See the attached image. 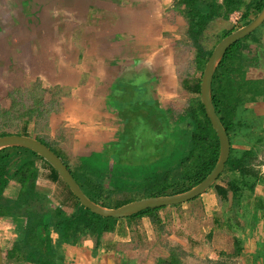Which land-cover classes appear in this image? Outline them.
<instances>
[{
  "label": "trees",
  "instance_id": "trees-1",
  "mask_svg": "<svg viewBox=\"0 0 264 264\" xmlns=\"http://www.w3.org/2000/svg\"><path fill=\"white\" fill-rule=\"evenodd\" d=\"M263 9L264 0H252L251 2L247 0H174V11L183 16L187 23L181 46L185 52L191 48L195 49L196 72L201 77L196 79L194 86L190 87L195 93V97L185 114L190 115L191 119L188 120L185 116L178 115L179 121L173 122L172 125H175L173 128L171 119V122L167 120L166 127L168 129L166 132L168 134L163 140H167V145L169 142L171 144L174 142V151H168L167 145L159 151L157 144L145 138L149 129L157 126L158 119L161 120L165 117L163 110H154L152 114H149L154 117L147 115L148 119L146 120L145 117H142V120L133 119L137 126L126 129V135L133 136L139 146H154L156 148L157 154L152 156L167 157L160 161L162 167L166 166L160 175H158V171H149L150 176L145 173L147 181L155 180L154 183L149 181L151 185L148 187H154L157 190L154 193H148L147 198L185 193L201 184L215 169L220 158V141L201 101L202 77L214 51V48H206L205 34L211 23L218 19L229 21L233 13L243 11V19L249 21L252 14L258 16ZM235 27L237 26L224 31L219 36L218 43L238 30ZM242 42L234 44L226 52L214 75L212 85L215 110L227 133L232 137H237L238 110L245 102V97L240 95V88L250 85L248 82L240 84L237 77H234V73H241L243 70L241 65H239L240 71L234 69L235 63H238L240 58L238 53ZM243 79H245V74ZM39 87L40 85H36L35 89L37 90ZM9 96L11 105L7 108H0V138L20 135L38 139L63 160L83 192L97 204L118 208L133 201L126 196L123 199H113V194L105 189L102 174L99 176L100 179H96L90 175V172L87 174L82 171L79 162H76L77 169H74L72 160L65 158V153L58 147L59 143L50 136L49 118L57 107V102L46 105L44 95H40L38 91H33L29 95L15 92ZM133 113L137 114V109ZM34 122L35 130L31 127ZM36 129H38V136L35 134ZM157 143L159 144V142ZM256 159V151L232 150L225 171L219 180L226 173H232L233 177L224 184L217 182L212 187L215 188L221 201L230 203L232 209L240 208L244 199H250L257 184L264 180L260 170L255 168ZM262 163L263 161L260 162V164ZM118 164L121 167L120 172H123L129 181L127 172L130 167H127L124 161H119ZM238 178L242 179L240 183ZM114 179L112 178V180ZM117 180L121 182L119 179ZM12 184H15L18 190L9 195L7 190ZM44 185L48 190L44 188ZM199 199L200 197L189 203ZM183 205L174 207L179 208ZM164 209L167 207L149 209L128 219L138 228L142 226L143 218H149L152 225L158 228L157 231L162 233L165 228L160 212ZM192 216L197 220L198 225L205 224L202 222L203 215L200 213L192 212ZM0 218L11 219L17 226L18 236L8 255V258L16 264H61L64 262L63 248L65 246L78 245L87 239L92 240L95 248L99 249L106 237L116 232L117 226L121 222L119 219L102 217L82 206L79 199L46 159L32 150L22 147H11L0 151ZM215 226V231H217L220 225L215 224ZM229 228L232 229V225ZM194 230L196 234L200 233L195 226ZM55 235H58L57 238L54 237ZM184 237L193 248L201 247L205 243V241L195 240L189 235H184ZM212 238L211 235L207 241ZM236 239L235 252L231 255L222 253L221 257L214 262L215 264H239L237 259L244 252L246 238L236 237ZM165 248L169 253L168 258L158 257L155 264H184L193 256L180 244L168 242Z\"/></svg>",
  "mask_w": 264,
  "mask_h": 264
},
{
  "label": "crops",
  "instance_id": "crops-1",
  "mask_svg": "<svg viewBox=\"0 0 264 264\" xmlns=\"http://www.w3.org/2000/svg\"><path fill=\"white\" fill-rule=\"evenodd\" d=\"M247 1L251 2L252 0ZM128 2L130 8L137 7L142 11V14L138 16V20L143 29L134 24L133 21L128 20V15L124 11V17L126 18H123L124 21L121 19L122 24L120 25L126 24L130 34L129 38L135 42L134 50L131 49V44H124L123 52L101 46L99 42H103V39L99 35L83 30L80 31L77 37L78 41L72 42L70 40L71 43H66L67 48L70 50L65 56L60 55L55 59L49 65L52 66L51 68L44 66L38 76H32L31 80L26 79L27 82L30 81L29 85L32 83L30 86L33 87L32 92L38 91L40 95L48 97L47 88L50 86V89L54 91L53 96H57V107L49 118L50 136L59 143L58 147L65 153V158L67 157L75 162L74 169H77L76 162H79V160L88 161V155L92 154L94 146L95 151L102 152L106 145L108 146L117 141V138L115 139L117 132L118 135L121 134L120 138L125 136L131 120L129 118V121L126 120L123 125L116 112L120 107H125L126 104L123 99L127 95V91L126 93L120 92L123 91L119 90L121 86L115 83H119L127 75L126 73L123 76L121 74L126 71L125 66L130 63V60L140 59L141 64L158 74L159 82L155 91L159 99L156 103L162 108H171L176 113L175 103L183 92L180 88L181 76L179 73H182L181 67L184 63H181L180 59H183L184 55L189 52L194 53L196 58L195 49L191 48L188 52H185L181 46L187 23L183 16L174 11V0H128ZM69 5L70 2L62 5L59 9L61 13H65L61 20L65 23L79 24L78 16L68 15ZM235 13L243 15V11ZM256 17L255 14H252L249 21L242 22L241 20L235 28H243ZM231 18L229 21L218 19L224 21L221 24L223 27L220 29L219 34L235 26L231 22ZM227 22L232 24L231 27L227 28V25H224ZM263 27L255 31V35L258 37V48L255 56L259 58L260 65L246 69L248 79L255 81H264ZM261 28H263L262 31ZM117 29L120 30V27L115 28V30ZM123 33L128 37L124 31ZM146 38H149L151 45H148L149 41ZM40 40L42 49L52 51L53 48L45 41L44 37ZM150 46L154 47L157 53L150 52L148 49ZM54 49L57 50L58 46H54ZM40 54L43 55L42 59L48 60L47 63L54 56L52 52L50 54H46V52ZM117 55L121 57L118 56L117 58ZM129 57L130 59H128ZM195 58L194 64L196 62ZM36 71L34 69L29 73L35 74ZM196 79V74L193 78H184L181 86L192 92L190 87ZM36 83H40L37 90L34 86ZM110 90L115 91V94H113V91L110 93ZM125 90H128L127 87ZM32 92L25 93L29 95ZM132 93L135 94V92ZM117 97L120 100H115ZM1 108L7 107L2 106ZM256 114L258 116L264 115V103L259 105L257 103ZM242 131L251 138L245 127ZM35 134L36 136L39 135L38 129H36ZM75 156H78L79 160ZM90 168L95 171L94 167L90 166ZM262 184L261 181L257 184L253 196L245 204V201H243L240 208L232 209L230 203L223 204L215 188L212 187L200 196L197 203L193 205L188 202L179 208L167 207V209L160 212L165 228L162 233L158 232L156 227H153L149 218H143L142 226L138 228L129 219H122L116 232L109 234L99 249H96L94 242L89 239L78 245L65 246L63 248L64 262H61V264H155L154 259L156 257L168 258L169 254L161 251V247H165L168 242L182 245L187 252L193 255L191 258H203L207 264H215L214 262L219 259L218 252L230 251L231 245L228 242L232 237L246 238L244 252L237 259L239 264H264V186H261ZM217 200H219L218 203ZM220 201L223 204L222 207H219ZM200 205L203 208L204 216L202 222L204 223V220L207 222V225H203V228L195 222L196 220L192 216V212L199 210ZM244 207L245 210H243ZM184 211H188L187 226H184L185 228L181 226L180 231H171L169 229L170 225L167 224L168 218L175 219ZM215 224L220 225L217 231H215ZM208 225L209 228H207ZM231 225L232 229L229 228ZM194 226L199 230V234H196ZM142 227L144 231L141 232ZM186 229L187 231H185ZM171 232L176 233L171 234ZM153 235L156 238L154 244L152 241ZM184 235L205 242L212 235V243L209 245L211 249L209 248L204 253L197 251ZM57 236L54 237L57 238ZM148 239L152 241V245L147 243ZM145 244L150 246L145 247ZM153 249L155 250L153 251Z\"/></svg>",
  "mask_w": 264,
  "mask_h": 264
},
{
  "label": "water",
  "instance_id": "water-1",
  "mask_svg": "<svg viewBox=\"0 0 264 264\" xmlns=\"http://www.w3.org/2000/svg\"><path fill=\"white\" fill-rule=\"evenodd\" d=\"M28 2V8L26 10H24V8L21 6L20 0H16L11 4L6 5L8 10H10L11 7V11H16L18 14V16L14 19L11 14H0V89L2 88V79L4 78L3 76L6 74L4 72L6 70L8 71V64L13 63L9 61H15L18 53L24 54L27 59L31 58L32 61H35V63L38 62L40 67L44 68V66H46L51 68L52 66L50 67L49 65H51L55 59H57L60 55L65 56L66 53L69 52L70 49L67 48L66 43H71L70 40L72 42L78 41L77 37L80 31L87 30L93 34L99 35V37L103 39V42H99L101 46L116 50L118 49L123 52L122 48L124 44H131V49H135V42L129 38L130 34L126 24L122 26L120 25L122 24L121 19L124 21L125 19L123 18H126L124 17L125 14L128 15V20L133 21L134 24H136L139 28L143 29V26L140 25L138 20V16L142 14L141 9L137 7H134L133 9L130 8V3L128 0H29ZM69 2V10L71 11L70 15L73 17L78 16L77 18L79 19L77 20L79 24L73 22L65 23L57 15L61 6L68 4ZM2 11L0 13H2ZM263 23L264 9L249 24L236 30L231 35L220 41L206 65L201 83V101L205 106L207 116L210 119L211 124L219 138L221 149L220 158L213 172L201 184L185 193L173 196L144 198L118 208L104 207L93 202L83 192L74 175L63 162V160L38 139L20 135L1 137L0 151L11 147H22L36 152L54 167L61 178L69 186L73 194L79 199L82 206L105 218H114L119 220L128 219L136 214H139L140 212L149 209L174 207L191 202L205 194L213 185H215V183L225 171L226 164L231 155L230 137L215 110L212 99V85L214 75L229 48L257 30ZM118 26L120 27V30H115V28ZM123 31L128 35V37H126ZM42 37H44L45 41L50 44L53 49L54 46H58V49H52V51L42 49L40 47V39ZM146 39L149 41L148 45H151L149 38ZM148 49L154 54L157 53V50L154 47L150 46ZM42 52H46V54H50L52 52L54 54L49 63H47V59H42L43 55L40 54ZM120 55H117V58ZM128 59H130V57ZM141 62L142 61L140 59L130 60V63L125 66L126 71L121 74L122 76L125 73L127 74L125 76L126 80L123 79L125 82L121 79L119 83L115 84L121 86L119 87V90L123 91L120 92L126 93L125 88L130 86L129 74L141 68L145 69L144 72L146 73L147 71H151V75L154 74V76H150L147 81L149 84L148 90L150 96H152V94L154 95L156 103L159 97H157L155 89L153 90V86H155L156 83L158 84L159 76L156 72L154 73L148 67L141 64ZM251 79L253 78L251 77ZM122 82H124L123 85ZM112 91L113 90H110V93H112ZM1 93L2 91L0 90V94ZM113 94H115V91H113ZM9 95L10 94H7L6 97H9ZM0 98L3 100L4 95L2 96L1 94ZM130 116L131 122L128 126L129 128H132L135 126L134 123L136 122L133 121V119H135L134 116ZM105 147L109 148L110 145H106ZM96 152L98 151H95L94 146V150L87 161L94 168L95 164L98 165L95 163V160H93V155ZM112 160L108 163L104 162L106 163L105 168H109L111 166V170H114L115 165H111ZM0 264H4L1 239Z\"/></svg>",
  "mask_w": 264,
  "mask_h": 264
},
{
  "label": "rangeland",
  "instance_id": "rangeland-1",
  "mask_svg": "<svg viewBox=\"0 0 264 264\" xmlns=\"http://www.w3.org/2000/svg\"><path fill=\"white\" fill-rule=\"evenodd\" d=\"M16 0H0V12L2 11V15H6V14H11V16L14 18H16L18 16V14L16 13V11H11V7L10 10H8V8L6 7L7 4H11L13 2H15ZM21 1V6L24 8V10H26L28 8V4H29V0H20ZM28 2V4H27ZM5 7V8H4ZM32 7V5H31ZM12 12V13H11ZM68 12H71L70 10ZM57 15H61V12L59 11ZM222 23H224V21H220V20H216L215 22L211 23L210 27L207 29V33L205 34V45L207 49H213L216 47V45L218 44L219 41V32L220 29H222ZM227 25V28L231 27V23L224 24ZM221 26V27H220ZM264 28V27H263ZM263 28H261V31L263 30ZM260 32V31H259ZM258 33V32H257ZM181 36V34H180ZM194 58H195V54L194 53H186L183 57V59L181 58L180 61L181 63L183 62L184 64L181 67V71L182 73H179L181 76L180 79V88L181 87V83L182 81L185 79L189 78H193L194 74L197 75V79L201 77V75L196 72V67L194 64ZM9 62H13V63H9L8 64V71L6 70L4 73H6L2 79V88L0 89L2 91V96L4 95V99L1 100L0 98V108L2 106L4 107H9L11 105V98L6 97L7 94H12L15 92H20L23 94H26L25 92H31L33 87H30L31 84L29 85L26 79H30L32 78V76H38V74L40 73V70L43 69V67H40V64L37 62L35 63V61H32L31 58H28L24 55V54H19L17 55V58L15 59V61H9ZM36 69V73H29V71H32ZM39 69V70H38ZM145 69L141 68L137 71H133V73L129 74L130 75V80H129V84L130 86H127V95L124 97V103L126 104L125 107L122 109L121 112H127V111H132V113L130 115L134 116L135 119H139L142 120L141 118L145 117L144 119H148V116L154 117V115H149L152 114V112H154V110H159L161 107H159L157 105V103H155V97L152 94V96H150L149 90H148V79L154 76V74L151 75V71H147L144 72ZM138 72V73H137ZM126 77H123L124 80ZM35 79V78H33ZM38 79V77H37ZM183 79V80H182ZM123 80V81H124ZM33 82V81H31ZM125 82V81H124ZM124 82H122V85L124 84ZM37 85H40V83H37ZM128 85V83H127ZM157 83L155 84V86H153V90L155 89ZM125 86V85H124ZM51 87L48 86L47 88V93L49 94L48 97H45L44 102L46 103V105L52 103V102H57L56 98L57 96H53V92L52 89H50ZM126 89V88H125ZM132 92H135V94H133ZM0 94V95H1ZM43 94V93H42ZM134 96V97H133ZM6 97V98H5ZM133 97V98H131ZM115 100H120L119 97L115 98ZM188 96L186 95H182L180 98H177V102L175 103V106L177 108L176 114L174 113V111L171 108L169 109L170 115H169V120L171 119V127L173 128V122L178 120L177 119V115L179 116H185L188 120L191 119L190 115H186V110H188ZM118 102V101H117ZM128 104V105H127ZM119 106H121V104H119ZM123 107V106H122ZM137 109V114H134L133 111ZM148 115V116H147ZM176 115V116H175ZM140 116V117H139ZM189 116V117H188ZM35 122L32 123L31 127L35 128ZM135 126H137L136 123H134ZM260 126V125H258ZM253 132H256L259 134V130H255ZM143 134V133H142ZM251 135V141H249V139L247 140V142H243L242 141L245 139L244 137L239 138L238 140L241 142H238L237 140H235L234 137V149L238 150V151H243V149L246 148H250L253 146V142H255L258 138L257 135L255 134H250ZM144 136V134H143ZM119 146H121L119 144ZM118 146V147H119ZM157 148L159 149V151H161L162 147H159L158 144L156 145ZM172 146L166 148L168 151L171 150ZM114 146H110V148L108 150H112L113 151ZM119 155H122L121 158H117L115 161V156H118L117 154H113L112 156L114 157V160H112L111 165H115L114 170H116L117 173H119L120 171V165L118 164V162L120 161V159L124 160V164L127 165V167H130L129 172H127V178H129V181L124 179V182H119L117 180V178H115L114 180H110L108 177L105 178L103 176V179L105 181V189L109 190L111 194H113V199H123L125 196L126 198H130L133 199L132 202L134 201H138L141 199H144V197H146V195L148 193H154L157 190H155L156 188L154 187H148L149 185H151V183L149 181H147V177L145 175V173H147L149 176L150 174L148 173L149 171H158L160 168H162V165L160 164V161L162 159H167V157L165 156L164 158L161 157H155L152 155H156V148H154V146H147L145 147V145L139 146L135 141H132L131 144L129 146L126 147V149H122L120 151ZM257 153V159L255 162V168L257 170H260L261 174L264 176V143L258 147V149L256 150ZM77 160H79L78 156H75ZM103 157L100 153L96 152L93 155V160H95V163H97L100 167V170H103L104 167H106V163H104L102 160ZM89 159V158H88ZM262 164H260V162H262ZM81 164V169L82 171L86 172L87 174H89L91 176H94V178L96 179H100V173L98 171H92L91 168L89 166H91V164H89L88 162L84 161V159H82V161H80ZM111 162V161H110ZM72 167L74 166V162H72ZM111 170V166L109 167ZM131 169H134L131 171ZM147 171V172H146ZM158 175L161 174V171L157 172ZM156 175V174H154ZM233 177V175L231 173H226L224 174V176L222 177L221 180L217 181L219 184H224L227 180H230V178ZM45 181V180H44ZM155 180H152L151 182L154 183ZM239 183L242 181L241 178H238ZM262 181V185L264 186V180ZM216 182V183H217ZM44 188L48 190L47 186L44 185ZM53 189V188H52ZM158 189V188H157ZM18 190L17 186L13 185L7 190L8 194L11 195L13 193H16ZM42 195V194H41ZM147 198V197H146ZM220 198V197H219ZM221 199V198H220ZM244 204L246 202H248V199L244 200ZM219 202V200H217V203ZM197 203V201L193 202V203H189V204H194ZM223 203V202H222ZM224 204V203H223ZM221 201L219 204V207L222 205ZM114 206V205H112ZM242 210V208H241ZM243 210H245V207L243 208ZM242 210V212H243ZM187 212L188 211H184L183 213H181L179 216H176V219H173L170 217L168 218V222L167 224L170 225L169 229L171 231H180V227L181 226H187ZM196 213H200L201 215H203V208L200 205L199 210L197 209L195 211ZM204 216L201 217V219H203ZM197 221V220H196ZM195 221V222H196ZM176 222V223H175ZM204 225H207V222L204 220ZM17 226L15 225L14 221L11 219H4V218H0V239H1V243H2V249H3V256H4V264H16L13 260H10L8 258L9 255V250L13 247V243L14 241L17 239L18 236V230L16 228ZM153 227H155L153 225ZM184 227V228H185ZM201 228H203V226H201ZM207 228H209V225L207 226ZM158 229V228H156ZM140 231H144V228L142 227L140 229ZM184 231V230H183ZM187 231V229L185 230ZM169 233V232H168ZM176 232H171V234H175ZM156 240L155 236H152V241L154 244V241ZM212 239L206 241L204 244L201 245V247H197V251H200L201 253H204L205 251L209 250V248L211 249V246H209L212 242ZM150 239H148L147 243H149L150 245L151 242ZM156 242V241H155ZM236 242L237 239L236 237H232V239L230 240V242H228L231 245V249L230 251H225V252H218V258L221 257L222 253H225L227 255H231L235 252V247H236ZM149 244H145V247L150 246ZM213 249V248H212ZM155 249H153L154 251ZM161 251L166 252L167 254L168 251L166 250L165 247H161ZM165 253V254H166ZM162 255V254H161ZM158 257H156L157 259ZM163 258V257H161ZM191 258V257H190ZM156 259H154L156 261ZM20 264H25V263H20ZM184 264H207L203 258H191L188 259V261L186 260Z\"/></svg>",
  "mask_w": 264,
  "mask_h": 264
},
{
  "label": "flooded vegetation",
  "instance_id": "flooded-vegetation-1",
  "mask_svg": "<svg viewBox=\"0 0 264 264\" xmlns=\"http://www.w3.org/2000/svg\"><path fill=\"white\" fill-rule=\"evenodd\" d=\"M61 14L65 15L64 12H62ZM68 15H70V12H68ZM243 21H245V20L242 19V22ZM263 24L260 27H263L264 26ZM255 31H257V30H255ZM255 31L252 32L247 37H245L242 40H240V41H243L242 45H241V48H240V51L238 53V56H240V58L238 59L239 60L238 63H235V67H234V69H236V70L240 69L239 65H241L243 67V70L241 71V73H239V72L234 73V77H237V79L240 81V84H244L245 82L250 83V85L242 86L240 88V91H239L240 95H242L243 98L245 97V102L241 105V107L238 110L237 122L239 124L238 125L239 129H238L237 137H235V140L240 142L238 139L242 138V137L245 138L242 141V143L243 142H247L248 139H249V141L252 140L251 138H249V136L245 132L242 131V130H244V127H245V129L247 130L248 133L255 134V135H257V138H258L255 142H253V146L252 147L243 149V152H250L252 150L256 151L258 149V147H260L264 143V115L258 116L256 114L257 103H258V105L260 103H262V104L264 103V81L263 80L255 81V80L248 79V73L246 71V69H248V68L258 67L260 65L259 58L255 56V54L257 53L256 49L258 48V46H257L258 45L257 44L258 37L255 35ZM219 35H221V33ZM241 74H243V75L240 76ZM244 74H245V79H243ZM183 84H184V82H183ZM36 85H37V83L34 86H36ZM181 87H182L183 92L180 94V96L178 98H180L183 94L188 96L189 101H188V107L187 108H189L190 104L192 102V99L195 97V93L187 91L186 89H184L183 86H181ZM122 109H123V107H120L119 110H117L116 113H117V117L120 118V121L124 125V122L126 120L128 121L129 118L131 117L130 114L132 113V111H127L125 113V112H121ZM160 110L165 111L164 112L165 113V117L162 118L161 120L158 119L159 122L157 123V126H154V127L150 128L149 132H147L148 134L145 135V138L150 139V141L152 140L154 142V144H158L157 142H159L158 146L162 147V148H165V146L167 145V143H166L167 140L164 141L163 139H165V137H167V134H168V132H166L167 129H168L166 127V125H167V120L170 121L169 120L170 112H169L168 108H162L161 107ZM160 121H162V122H160ZM176 121L178 122L179 120H176ZM258 125H260V126H258ZM242 126H243V129H242ZM255 130H259V134L256 133V132H253ZM118 131H120V130H118ZM120 135L121 134L119 133V135H118V132H117L116 136H115V139L117 138V141H115L114 143L110 144V146H112V145L114 146L113 151L112 150H108L110 147L109 148L105 147V149L102 152H100V154L103 157L102 158L103 162H106V161L110 162L112 159H114V157L112 156L113 154H117L118 155V156H115L116 157L115 161H116V159L118 157L121 158L122 155H119V154H122V153H120V151L123 148L126 149V147L129 146L132 141H134V137L133 136L125 134V136H123V138H120ZM229 137H230L231 151H232V150H234V147H235V145L233 143L234 142V137H232V135H230ZM232 140H233V142H232ZM119 144L120 145L122 144V145L119 146ZM174 145H175L174 142L172 144L169 142V144L166 147L168 148V147L172 146L171 150L174 151L175 150ZM88 157H90V156L88 155ZM121 161H124V160L120 159V162ZM116 163H117V161H116ZM164 167H166V166H164ZM164 167L160 168L158 171H163ZM95 170L98 171L100 174H102V176H104L105 178L108 177L110 180H112V178L113 179L117 178L121 182L124 181V179L127 180L125 175H123V172H120V171H119V173H117L116 170H110V168H105V167H104L103 170L99 171L100 167H99V165H96V164H95Z\"/></svg>",
  "mask_w": 264,
  "mask_h": 264
},
{
  "label": "built area",
  "instance_id": "built-area-1",
  "mask_svg": "<svg viewBox=\"0 0 264 264\" xmlns=\"http://www.w3.org/2000/svg\"><path fill=\"white\" fill-rule=\"evenodd\" d=\"M231 21L234 25H239L240 24V21H241V14L240 13H235L232 18H231Z\"/></svg>",
  "mask_w": 264,
  "mask_h": 264
},
{
  "label": "clouds",
  "instance_id": "clouds-1",
  "mask_svg": "<svg viewBox=\"0 0 264 264\" xmlns=\"http://www.w3.org/2000/svg\"><path fill=\"white\" fill-rule=\"evenodd\" d=\"M237 12H238V11H237ZM233 14H234V13H233ZM233 14H232V15H233ZM242 18H243V15L241 14V20H242ZM231 22H232V21H231ZM235 26H236V25H235ZM218 180H219V179H218ZM215 184H216V183H215ZM213 186H214V185H213ZM213 186H212V187H213Z\"/></svg>",
  "mask_w": 264,
  "mask_h": 264
},
{
  "label": "bare ground",
  "instance_id": "bare-ground-1",
  "mask_svg": "<svg viewBox=\"0 0 264 264\" xmlns=\"http://www.w3.org/2000/svg\"><path fill=\"white\" fill-rule=\"evenodd\" d=\"M59 11H60V10H59ZM58 17H60V18H61V17H63V15H58Z\"/></svg>",
  "mask_w": 264,
  "mask_h": 264
}]
</instances>
